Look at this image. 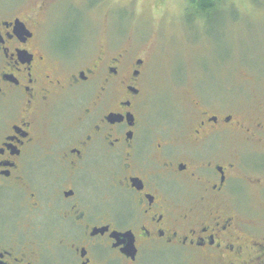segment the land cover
I'll return each mask as SVG.
<instances>
[{"label":"flooded vegetation","instance_id":"flooded-vegetation-1","mask_svg":"<svg viewBox=\"0 0 264 264\" xmlns=\"http://www.w3.org/2000/svg\"><path fill=\"white\" fill-rule=\"evenodd\" d=\"M53 1L0 0V264H264L233 194L263 182L264 120L199 109L153 131L147 55L55 51ZM239 131L255 176L221 152Z\"/></svg>","mask_w":264,"mask_h":264},{"label":"rangeland","instance_id":"rangeland-1","mask_svg":"<svg viewBox=\"0 0 264 264\" xmlns=\"http://www.w3.org/2000/svg\"><path fill=\"white\" fill-rule=\"evenodd\" d=\"M189 7V0H54L43 29L61 54L78 47L82 58L97 56L109 46L147 55L143 115L153 131L171 120L181 125L173 132H188L199 109L249 125L264 120V0H222L209 16ZM242 141V132L232 133L221 152L240 148L248 159L241 172L255 176L252 153L261 146ZM258 176L260 184L235 182L233 194L264 235V167Z\"/></svg>","mask_w":264,"mask_h":264},{"label":"trees","instance_id":"trees-1","mask_svg":"<svg viewBox=\"0 0 264 264\" xmlns=\"http://www.w3.org/2000/svg\"><path fill=\"white\" fill-rule=\"evenodd\" d=\"M189 1H190L189 10L191 11V13H195L197 15H202V16H209L208 14L216 9L217 3L222 2V0H189Z\"/></svg>","mask_w":264,"mask_h":264}]
</instances>
